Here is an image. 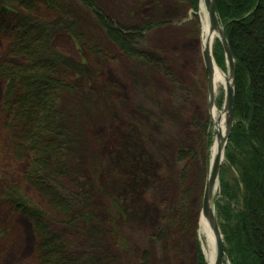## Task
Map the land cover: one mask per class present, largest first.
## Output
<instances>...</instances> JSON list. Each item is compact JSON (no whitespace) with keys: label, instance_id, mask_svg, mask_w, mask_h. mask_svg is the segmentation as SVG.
<instances>
[{"label":"trees","instance_id":"16d2710c","mask_svg":"<svg viewBox=\"0 0 264 264\" xmlns=\"http://www.w3.org/2000/svg\"><path fill=\"white\" fill-rule=\"evenodd\" d=\"M7 1L16 3L25 13L13 12L5 5ZM45 2L51 9L48 14L39 10ZM188 2L197 17L200 0ZM215 10L235 61L236 77L235 123L225 148L226 162L220 170V198L215 196L214 206L225 257L230 263L264 264V0H215ZM93 12L108 38L131 57L137 55L134 48L143 39L136 37V33L144 34L158 26L149 24L126 36L123 29L114 28L107 16ZM50 13L57 17L62 13L53 0H0V32L5 33L10 56L23 60L21 65L0 66V80L5 86L4 110L10 116V121L0 123V128L12 133L13 147L18 153H24V145L30 148L25 155L27 169L21 181L41 203L9 188L0 195L1 200L34 226L39 236L37 264H126L129 261L162 264L157 258L153 262L152 254L154 247L163 242L165 230L155 228V219L148 215L151 211L143 212L134 198L139 193L151 192L156 203L163 201L167 206V202L170 205L176 202L173 219L179 213L176 221L181 219L183 223L191 211L188 203L198 200L203 191L202 176L196 168L198 149L188 144L175 152L164 151L162 141L157 140L155 148L159 151H155L153 146L149 148L147 136L139 135L136 139L143 148L137 147L135 164L127 162L128 169L119 170L122 166L118 161L109 159L103 163L89 157L84 180L80 182L69 162L71 149L67 148L71 141L78 144V136H69L68 132L72 124H78V116L73 113L64 116L57 105L63 91L75 94L77 90L67 84L70 79L63 74L65 68L55 52L57 35L54 33L52 40L56 28L52 26ZM58 28L65 32L64 27ZM75 32L71 34L76 35ZM213 55L217 65L225 70L219 41L215 42ZM140 57L147 65L150 63L147 56ZM218 105L221 106V101ZM93 115L103 117L101 106L95 107ZM19 126L23 129L18 133ZM207 142L210 146V136ZM73 164H78L76 157ZM61 178L63 182H59ZM94 199H105L109 204L110 211L105 210L109 215L107 223L93 218V212L88 209ZM118 205L122 208L114 213L113 208ZM50 219L58 220L77 234L84 231L83 226L93 225L98 230L93 244L97 257L78 258L77 251L48 232ZM121 219L131 230L139 224L150 228L143 245L133 235L121 231ZM195 264H206L201 250L196 254Z\"/></svg>","mask_w":264,"mask_h":264},{"label":"rangeland","instance_id":"374dc122","mask_svg":"<svg viewBox=\"0 0 264 264\" xmlns=\"http://www.w3.org/2000/svg\"><path fill=\"white\" fill-rule=\"evenodd\" d=\"M53 1L62 12L59 17L49 15L52 26L56 28L52 31V40L53 34L57 35L55 52L61 67L65 68L63 74L70 79L67 84L77 90L75 94L63 91L57 105L64 116L72 113L78 116V124H72L68 131L69 136H78V144L74 145L71 141L67 146L72 153L69 162L78 180H84L89 157L103 163L109 159L118 161L122 166L119 170L128 169L127 162L135 164L133 159L137 149L143 148L136 139L139 135L147 136L149 148L153 146L155 151H159L155 148L157 140L162 141L160 144H163L164 151L175 152L178 147L188 144L196 147L199 153L196 168L202 176L203 191L198 200L188 203L191 211L183 223H180L181 219L176 221V214L179 213H175L173 219L172 212L177 210L178 205L176 202L171 205L167 202V206L163 201L156 203L151 192L139 193L134 200L141 204L143 212L151 211L148 215L155 219V228L165 230L163 242L154 247L153 262L157 258L162 264H195L196 254L201 250L208 264L197 227L210 174L216 131L209 113V77L203 57V10L200 3L196 17L188 0ZM46 4L39 8L40 13L51 11ZM5 5L13 12L25 13L16 3L7 1ZM93 10L107 16L114 23V28L123 29L126 36L137 28L145 29L149 24L156 23L158 26L146 30L144 34L136 33V37L143 36V39L136 42L134 50L137 55L131 57L108 38ZM59 26L64 27L65 32ZM74 30L77 36L71 34ZM4 34L0 32V66L21 65L22 59L10 56ZM215 42L216 38L212 52ZM140 55L147 56L150 63L147 65L148 62L145 63ZM218 68L228 76L227 69ZM5 100V86L0 80V123L10 121L4 110ZM220 101L221 106L218 105ZM224 102L225 90L219 87L214 97L218 114L223 112ZM96 106H101L103 111L101 119L100 115H93ZM22 129V126L16 127L18 133ZM9 132L0 128V195L7 188L20 190L22 195L39 204L41 199L21 181L27 169L25 155L30 148L24 145V153H18L13 147L14 136ZM209 136L210 146L207 142ZM75 157L78 164H73ZM63 181L64 178L59 180ZM124 192L127 193L126 187ZM128 194L131 192L128 191ZM218 194L219 189L217 198H220ZM120 199L126 201L127 198ZM104 200L94 199L87 207L93 212V218L107 223L109 215L105 210L110 211V208ZM122 205L113 208V212H119ZM156 207L159 208L157 212ZM121 221V231L133 235L139 244L146 242L149 227L142 228L139 224L131 230L124 219ZM47 226L51 235L62 238L78 252V258L97 257L93 244L98 230L93 229V225L80 226L84 231L78 234L56 219H50ZM38 242L39 236L32 223L14 207L3 203L0 196V264H37ZM126 264L136 263L129 261ZM224 264H231L226 257Z\"/></svg>","mask_w":264,"mask_h":264},{"label":"water","instance_id":"95a60500","mask_svg":"<svg viewBox=\"0 0 264 264\" xmlns=\"http://www.w3.org/2000/svg\"><path fill=\"white\" fill-rule=\"evenodd\" d=\"M202 8L207 14V18L210 24V28L213 32L217 33V39L222 45L226 66L228 81L224 87L225 90V102L224 110L226 112L225 117V136L222 143L219 146V155L216 158H212L211 168L208 180L205 185L203 202H202V215L208 219L210 227L213 231L215 238V253L216 261L215 264H224L225 250H224V240L218 223V219L215 212L214 197L219 189V175L220 169L225 160V148L227 146L228 140L230 138L234 123H235V61L228 44V40L225 36L224 29L219 22L218 16L215 10V0H201ZM203 57L205 62L206 72L210 78L212 77L214 70V60L212 57V52L210 49L205 48L203 51ZM232 82V86L230 85Z\"/></svg>","mask_w":264,"mask_h":264},{"label":"bare ground","instance_id":"6f19581e","mask_svg":"<svg viewBox=\"0 0 264 264\" xmlns=\"http://www.w3.org/2000/svg\"><path fill=\"white\" fill-rule=\"evenodd\" d=\"M217 38V33L213 32L210 28V24L207 18V14L203 11L202 17V44L203 50L205 48L212 49L213 42ZM214 70L212 77L209 81V95H210V118L213 123L216 131V139L212 149V158H216L219 155V146L223 141L225 136V117L226 112L223 110L221 114H218V111L214 105V97L217 93L219 87H225L229 77L221 72L219 68L214 63ZM232 86V82H230ZM197 235L202 247V250L206 256L208 264H215L216 253H215V238L213 231L210 227V223L207 218L202 214L199 217Z\"/></svg>","mask_w":264,"mask_h":264}]
</instances>
